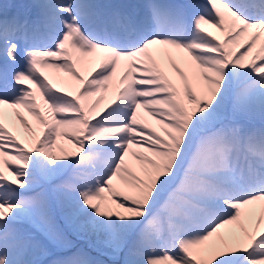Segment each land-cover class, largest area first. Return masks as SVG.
Listing matches in <instances>:
<instances>
[{
    "label": "snow or ice",
    "instance_id": "1",
    "mask_svg": "<svg viewBox=\"0 0 264 264\" xmlns=\"http://www.w3.org/2000/svg\"><path fill=\"white\" fill-rule=\"evenodd\" d=\"M57 137L78 150L54 156ZM244 215L239 234L221 233ZM60 220L103 231L120 264H264V0H34L0 11V264H39L49 251L36 233L67 249ZM51 264L90 261L77 250Z\"/></svg>",
    "mask_w": 264,
    "mask_h": 264
},
{
    "label": "bare ground",
    "instance_id": "2",
    "mask_svg": "<svg viewBox=\"0 0 264 264\" xmlns=\"http://www.w3.org/2000/svg\"><path fill=\"white\" fill-rule=\"evenodd\" d=\"M111 1L112 0H96V2H98V3H105V4H110ZM119 1H120V4H133V2H134V0H119ZM32 2H34V0H5V1H3L1 3L3 5H5L6 7H9L8 9H10V11H11L13 6L28 4V3H32ZM144 2H146V0H135V4H141V3H144ZM170 2H187V0H177V1L170 0ZM1 10H2V6H0V11ZM204 27L208 31H212L217 36H222L223 35L222 33H220L218 30H216L214 28H208L207 25H205ZM156 47H160V46H156ZM170 51L172 53L173 58L176 60V62L178 64H180L181 67H185L183 58L186 57V54L180 52L179 50H170ZM103 55L104 54H102V53H95L93 55V57L91 58L92 62L79 65L78 66V71H80V73L82 75L86 74L93 67V65L95 63H97L100 58L103 57ZM125 70H126L125 62H121L120 65H118V67H117L116 75L114 76L113 80L109 82L108 90L107 91L98 92L97 96L92 98V99H96V98L102 97V99L100 101V105H98V107L108 103L112 99V97L114 96V94H115V92L117 90V87L119 86V77L122 75V73ZM185 70H187V69H185ZM42 71H44L49 76V78L53 81V83L56 84L57 86L63 87V88H65V90H68V91H73V92L76 91V88L78 87V82L74 81L67 74L61 73V72H57V71H55L53 69H43ZM38 102H39V99H38ZM21 111H24V110H21ZM24 114H25V116L27 117V119L29 120L30 123L33 124L35 122L34 117L29 116L27 114V112H24ZM140 114L144 115V118L146 120H148V122L150 124H152L155 127H158V125L155 124V121L151 120L150 117H147L146 114L143 113V110H141ZM4 120H5L6 125L10 129L12 128L13 124H15V121H14V118L12 117V115H11V110L10 109H5ZM16 129H17V139L19 140V142L22 139L31 140V136L28 133H26L22 128H20L18 124L16 125ZM23 145H26L27 148H29L28 144H23ZM130 162L133 165L136 164V162L134 160L130 161ZM114 182L117 183L118 186H119L120 182L118 180L114 181ZM256 209H257V214H258V205L256 206ZM243 217H244L242 219L243 222H240V223H243L245 226H249V218L246 215H244ZM220 231L224 235H229L231 233L239 234V233L236 232L235 226L231 225V224L230 225H226Z\"/></svg>",
    "mask_w": 264,
    "mask_h": 264
},
{
    "label": "rangeland",
    "instance_id": "3",
    "mask_svg": "<svg viewBox=\"0 0 264 264\" xmlns=\"http://www.w3.org/2000/svg\"><path fill=\"white\" fill-rule=\"evenodd\" d=\"M0 4H1V1H0ZM2 7H4V6H2ZM8 9V8H7ZM3 10V9H2ZM1 10V11H2ZM33 126L35 127L36 125H35V122L33 123ZM42 127V126H41ZM58 138V141H57V144H59V147H58V154L57 155H54L53 153V155L54 156H58L59 154H64V155H67V156H71V154L73 153V152H76L78 149H77V146L74 144V143H71V142H69L67 139H65V138H63V137H57ZM32 137H31V140H25V139H22L21 141H20V143L23 145V144H28L29 146L32 144ZM24 147H25V149H27V146L26 145H23ZM60 147H63V149H64V152L63 153H61L60 151H59V148ZM105 196L107 195V193H105L104 194ZM242 219L244 218L243 216L241 217ZM241 219V220H242ZM240 220V222H243V220L241 221ZM248 222V221H247ZM234 224H235V222H233ZM243 224V223H242ZM239 225L240 224H236L235 225V229H236V232L237 233H239V231H240V229H239ZM91 230V229H90ZM238 230V231H237ZM91 232H92V234L94 235V236H96L97 238H98V240H100V242H102V246L101 247H105V249H109V250H112L108 245H107V243H106V239H107V236H106V234L103 232V231H98V230H91ZM66 254H69V253H66ZM66 254H61V255H59V256H56V257H51V259H50V261H49V263L48 264H51V261L52 260H54V259H56V258H58V257H62V256H66ZM45 257V256H44ZM115 258H113V260H114ZM117 259V258H116ZM97 264H103V262H102V260H98L97 261Z\"/></svg>",
    "mask_w": 264,
    "mask_h": 264
},
{
    "label": "trees",
    "instance_id": "4",
    "mask_svg": "<svg viewBox=\"0 0 264 264\" xmlns=\"http://www.w3.org/2000/svg\"><path fill=\"white\" fill-rule=\"evenodd\" d=\"M59 155H64V154H59ZM64 228L68 230V236L71 238L73 241H79V245L82 246H87L90 248V250L94 252H99L101 251V245H100V240L96 236H94L91 232V230L94 231V229H89L86 231H75L73 230L72 227L64 225ZM75 237V238H74Z\"/></svg>",
    "mask_w": 264,
    "mask_h": 264
},
{
    "label": "water",
    "instance_id": "5",
    "mask_svg": "<svg viewBox=\"0 0 264 264\" xmlns=\"http://www.w3.org/2000/svg\"><path fill=\"white\" fill-rule=\"evenodd\" d=\"M114 186H118V184L117 183H114Z\"/></svg>",
    "mask_w": 264,
    "mask_h": 264
}]
</instances>
